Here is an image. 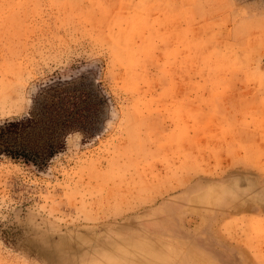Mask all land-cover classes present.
Returning <instances> with one entry per match:
<instances>
[{
	"label": "rangeland",
	"instance_id": "obj_1",
	"mask_svg": "<svg viewBox=\"0 0 264 264\" xmlns=\"http://www.w3.org/2000/svg\"><path fill=\"white\" fill-rule=\"evenodd\" d=\"M79 82L98 132L0 156V264H264V0H0V122Z\"/></svg>",
	"mask_w": 264,
	"mask_h": 264
},
{
	"label": "trees",
	"instance_id": "obj_2",
	"mask_svg": "<svg viewBox=\"0 0 264 264\" xmlns=\"http://www.w3.org/2000/svg\"><path fill=\"white\" fill-rule=\"evenodd\" d=\"M106 102L91 84L52 85L33 100L27 117L0 122V156L45 167L63 151L65 138L99 130Z\"/></svg>",
	"mask_w": 264,
	"mask_h": 264
}]
</instances>
